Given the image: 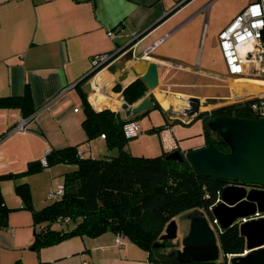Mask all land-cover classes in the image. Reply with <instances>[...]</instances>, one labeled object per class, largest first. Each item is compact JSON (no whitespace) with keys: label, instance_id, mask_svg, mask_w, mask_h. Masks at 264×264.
I'll use <instances>...</instances> for the list:
<instances>
[{"label":"crops","instance_id":"crops-1","mask_svg":"<svg viewBox=\"0 0 264 264\" xmlns=\"http://www.w3.org/2000/svg\"><path fill=\"white\" fill-rule=\"evenodd\" d=\"M180 1L0 0V98L20 96L27 85L35 109L25 130L12 131L22 118L21 110L18 106L0 105V174L24 172L30 163L40 162L50 148L76 145L78 153L85 155L80 151L87 140L82 127L81 93L76 84L91 69L95 54L120 49L115 61L120 68L98 71L81 88L94 108L118 111L124 118L121 90L141 79L151 62L157 65V87H146L144 95L133 104L152 95L162 112L173 120L182 117L178 113L184 105L181 98L240 99L264 94V74L229 75L218 44L219 32L249 0H237L217 26L218 53L224 65L219 75L201 69L202 63L210 61L205 52L208 21L204 23L203 44L198 45L201 23L218 0ZM214 42L213 35L212 46L217 48ZM115 85L120 90H115ZM200 123L203 127L201 119ZM170 125L167 132L171 136L164 135L163 146L181 150ZM88 141L90 152L95 141H103L107 148L103 135ZM191 149L194 147L181 151ZM71 168L60 163L44 170L50 177L44 194L61 186L64 173ZM21 181L29 183L25 178L13 183L0 181L5 204L18 208L9 212L7 225L0 227V264H168L151 261L148 253L127 237L117 245L115 233L109 231L92 237L71 235L57 243L32 248V214L21 208L20 197L12 191V186ZM44 204L33 202L37 209ZM231 256H227V262Z\"/></svg>","mask_w":264,"mask_h":264},{"label":"trees","instance_id":"trees-1","mask_svg":"<svg viewBox=\"0 0 264 264\" xmlns=\"http://www.w3.org/2000/svg\"><path fill=\"white\" fill-rule=\"evenodd\" d=\"M97 70L90 69L76 84L82 99V127L86 140L103 135L107 148L116 153L101 158L80 155L76 145L50 148L44 155L46 166L39 162L20 173L0 174V181L16 178L55 164L71 165L64 173L63 192L40 208H35L27 182L17 183L15 193L22 201L21 208L32 214L34 240L32 248L57 243L69 236H96L104 232L120 233L148 253L153 262L180 264L169 256L178 246V240L161 241L166 224L177 217L186 216L192 210H201L212 223L210 209L219 201V193L228 182L222 179L198 175L188 159L182 161L166 158V152L154 157L136 156L124 149L127 137L123 125L135 121L139 115L124 118L120 112L108 108H94L87 99L81 84L89 80ZM115 90H120L115 85ZM146 85L138 78L121 90L123 100L133 104L145 93ZM153 107L162 111L152 95ZM253 99L235 102L202 113L205 144L208 141L221 151L227 146L221 137L209 130L206 123L217 116L260 119L264 116L250 110ZM0 105L18 106L22 118H34L35 109L27 85L20 96L0 98ZM141 115V114H140ZM13 127V126H12ZM3 134H0V139ZM18 208L7 206L0 191V227L7 225L10 211ZM184 218V217H183ZM72 223L71 228L64 224ZM220 250L219 258L204 264H228L227 255H239L245 251V241L239 234L238 224L220 230L213 225ZM164 243V245H161ZM15 264H19L16 262Z\"/></svg>","mask_w":264,"mask_h":264},{"label":"water","instance_id":"water-1","mask_svg":"<svg viewBox=\"0 0 264 264\" xmlns=\"http://www.w3.org/2000/svg\"><path fill=\"white\" fill-rule=\"evenodd\" d=\"M120 52V49L113 52L116 60ZM115 61L107 67L110 72L120 68ZM157 78V65L151 62L141 79L148 89L153 90L157 87ZM181 100L184 105L178 113L190 121L200 118L204 112L210 113L215 108L235 103L234 98L201 100L190 96ZM151 108L153 102L146 96L136 104L124 101L120 106L126 118L145 113ZM206 125L221 137L228 150L221 151L208 141L200 148L188 150L185 157L198 175L228 182L219 193V201L210 209L211 217L220 230L238 224L239 234L244 238L246 252L232 255L228 262L264 264V117L255 119L223 115L209 119ZM166 158L182 161L184 154L174 149L166 154ZM35 165H39V162L30 163L28 168ZM183 219L188 222L187 230L180 239H177L178 224L175 219L166 224L159 237L161 241L178 240L179 246L169 256L180 264L216 261L220 250L209 218L201 210L195 209Z\"/></svg>","mask_w":264,"mask_h":264},{"label":"rangeland","instance_id":"rangeland-1","mask_svg":"<svg viewBox=\"0 0 264 264\" xmlns=\"http://www.w3.org/2000/svg\"><path fill=\"white\" fill-rule=\"evenodd\" d=\"M237 0H218L216 3L213 4L211 11L206 12V15L204 17V20L201 23V31L199 33L200 40L198 42V45L200 43V46L203 44L204 37H205V27L204 23H207L208 21V30H207V36H206V49L205 52L207 53V58L210 60L208 61V64L202 63L201 69L209 71L211 74L219 75L222 73V70L224 68L222 59L220 58V53H218V46H217V26L221 24L227 15L234 9L235 4ZM204 28V30H203ZM216 30V33H215ZM214 35L215 38V44L217 48L212 46V36ZM222 54V53H221ZM206 55V54H205ZM201 56V48L198 51L197 57L200 58ZM205 56H203V62H204ZM249 99V97H242L240 99H235L233 102H239ZM181 115V114H180ZM135 121L139 124V131L132 137L127 138L124 142V149L128 151L129 153L136 155V156H147V157H154L159 154H162L163 152L169 153L173 151L172 147L163 146L162 140L164 138V135L169 137V133L167 132L168 128L167 125L169 123L171 124L169 126V129H174V137L179 143L180 149H186L188 147H194L200 148L205 144V137L203 134V127L200 123V119H196L193 121H189L187 117L180 116L178 120H173L172 118H168L167 115H165L161 110L159 109H151L148 112L139 115L137 118H135ZM103 138V137H102ZM101 140V139H100ZM101 142V141H100ZM82 148L80 151H85V155H91L95 158H101L104 156V154H112L117 151L116 148H105L102 143L99 144V142L95 141L92 145V152H90V144L89 141H85L84 144L82 143ZM200 146V147H199ZM59 164H55L52 166H56ZM44 167L37 171L24 174L22 176L16 177V178H6L3 180H7L8 182L13 183V181H18L21 178L28 179L31 193L32 201L40 205L42 201L45 203H48L50 201L48 195L52 191H48L45 193L44 186L47 184L49 185L50 177L46 176L43 172L44 170H48L50 167ZM57 168L53 169V171H56ZM24 182V181H21ZM18 182V183H21ZM14 186V185H13ZM12 186V191L15 193L14 188ZM47 186V185H46ZM16 194V193H15ZM182 217H177L176 222L178 224V230H177V239H180L184 232L187 230V220L183 219ZM183 220V221H182ZM72 223L64 224V228H71Z\"/></svg>","mask_w":264,"mask_h":264},{"label":"built area","instance_id":"built-area-1","mask_svg":"<svg viewBox=\"0 0 264 264\" xmlns=\"http://www.w3.org/2000/svg\"><path fill=\"white\" fill-rule=\"evenodd\" d=\"M186 1L181 0L180 3ZM108 34L111 37L114 36L113 32ZM218 44L229 75L241 77L264 74V0H249L244 9L219 32ZM115 60L113 52L95 54L91 61V69L97 72L102 69L107 70V67ZM249 99L254 100L250 104V110L259 116H264V94H257ZM120 100L124 102L122 96ZM27 122H29L28 119L21 118L11 130H25ZM138 131L139 125L134 121H127L123 125V132L127 138L134 136ZM174 149H178L177 146H173ZM41 164L47 165L44 158ZM62 192L61 185L50 192L48 197L54 199ZM212 221V225L217 226L216 221ZM123 239L124 235L115 234L117 245L122 244Z\"/></svg>","mask_w":264,"mask_h":264}]
</instances>
